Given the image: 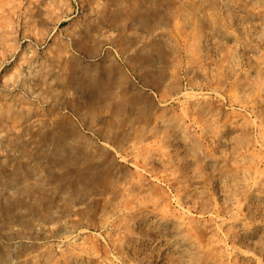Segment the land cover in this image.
<instances>
[{"label":"rangeland","instance_id":"rangeland-1","mask_svg":"<svg viewBox=\"0 0 264 264\" xmlns=\"http://www.w3.org/2000/svg\"><path fill=\"white\" fill-rule=\"evenodd\" d=\"M0 264H264V0H0Z\"/></svg>","mask_w":264,"mask_h":264},{"label":"bare ground","instance_id":"bare-ground-1","mask_svg":"<svg viewBox=\"0 0 264 264\" xmlns=\"http://www.w3.org/2000/svg\"><path fill=\"white\" fill-rule=\"evenodd\" d=\"M136 6H137V4H136ZM131 15H132V18L135 20V21H137V22H150V19H151V15H153V17L155 16V15H157V14H155V11L154 10H152L151 12H147V13H145V14H140L139 15V13H137L136 14V16L135 15H133L132 13H131ZM146 24H149V23H146ZM106 77V75H104L103 76V79ZM94 78V77H93ZM97 77H95L94 79H91L90 80V82L87 84L88 85V88H97V87H99L100 86V84H99V82L97 81ZM106 79V78H105ZM20 89V88H19ZM96 91V90H95ZM5 118V117H4ZM38 135H40L41 136V138L42 137H44V138H47L50 134H48V133H42V134H38ZM64 135L65 134H62V136H58V138L56 139V141H61L62 140V138L64 137ZM43 141V139H40L39 141ZM60 153V152H59ZM67 161V160H66ZM89 165V164H88ZM24 169V168H23ZM69 172L71 171L70 169L68 170ZM80 177H82V175L80 176ZM81 178H79L78 180H80ZM73 180V179H72ZM78 182V181H77ZM76 182V183H77ZM76 183H74L73 184V188H74V190H76L77 189V187H76ZM4 200V199H3ZM9 205V204H8ZM96 207V206H95Z\"/></svg>","mask_w":264,"mask_h":264}]
</instances>
